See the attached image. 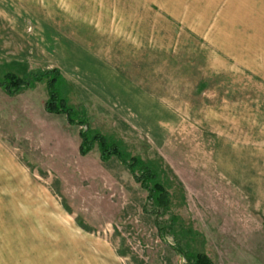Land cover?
<instances>
[{
	"label": "rangeland",
	"instance_id": "1",
	"mask_svg": "<svg viewBox=\"0 0 264 264\" xmlns=\"http://www.w3.org/2000/svg\"><path fill=\"white\" fill-rule=\"evenodd\" d=\"M146 1L232 57L242 44L247 68L227 55L225 75L178 109L161 148L72 80L56 88L91 128L154 166L165 212L116 158L100 161L96 147L79 155L80 126L41 137L29 122L47 97L30 73L57 69L81 20L117 0H0V77L28 81L13 95L0 87V264H186L177 248L213 264H264V0Z\"/></svg>",
	"mask_w": 264,
	"mask_h": 264
},
{
	"label": "crops",
	"instance_id": "2",
	"mask_svg": "<svg viewBox=\"0 0 264 264\" xmlns=\"http://www.w3.org/2000/svg\"><path fill=\"white\" fill-rule=\"evenodd\" d=\"M106 7L102 15L94 6L97 15H86L91 18L82 19L80 29L69 35L73 50L65 53L57 69L99 107L111 110L161 148L182 120L178 109L193 106L195 96L225 75L227 55L244 67L242 44L232 57L219 42L211 43L178 18L171 19L161 4L117 0ZM43 105L29 112V122L41 137L60 136L66 120L59 131L51 128L50 122L61 114H51Z\"/></svg>",
	"mask_w": 264,
	"mask_h": 264
},
{
	"label": "trees",
	"instance_id": "3",
	"mask_svg": "<svg viewBox=\"0 0 264 264\" xmlns=\"http://www.w3.org/2000/svg\"><path fill=\"white\" fill-rule=\"evenodd\" d=\"M32 79H45L47 97L44 101L45 111L52 114H62L69 125L80 126L77 131L79 138L77 150L79 155H86L92 148L96 147L100 161H106L110 157L116 158L124 165L133 180L146 192V197L156 208L167 211L169 207V193L162 183L157 179L155 168L152 164L141 160L136 155H129L124 150L120 141L114 140L110 135L103 134L91 128L86 117L66 104L64 98L57 91V84L62 82V77L56 68L46 69L42 72L30 73ZM28 84L27 77L19 78L12 73L5 72L0 77V87L8 95H13ZM64 206V205H63ZM66 210H69L65 207ZM175 218V217H171ZM157 225V224H156ZM183 256L186 264H213L204 253L191 256L182 248L176 249Z\"/></svg>",
	"mask_w": 264,
	"mask_h": 264
}]
</instances>
